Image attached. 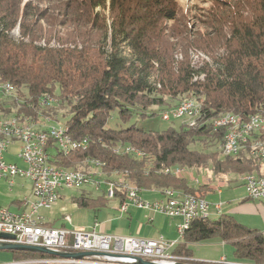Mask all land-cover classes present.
<instances>
[{
  "label": "trees",
  "instance_id": "1",
  "mask_svg": "<svg viewBox=\"0 0 264 264\" xmlns=\"http://www.w3.org/2000/svg\"><path fill=\"white\" fill-rule=\"evenodd\" d=\"M42 1L51 4L42 9ZM238 1L221 11L225 17L214 10L194 30L177 0H0V83L17 90L0 98V112L33 117L35 124L39 114L57 119L59 105L71 114L64 124L71 138L87 136L90 142L69 152L55 146L50 162L73 169L85 160L101 161L104 177L117 174L140 190L172 187L202 196L166 168L263 174L264 162L246 150L221 156L226 128L212 122L227 112L264 114V0ZM43 22L66 29L46 32ZM18 23L20 35L14 37ZM193 47L211 60L192 65ZM189 95L200 98L199 125L162 131L108 126L113 111L125 122L156 114L152 106H177ZM53 96L55 104L40 102ZM128 146L142 154L118 152ZM105 199V193L98 199L82 195L77 202L94 208ZM213 236L233 245L236 261L264 264V234L225 213L195 219L174 252L192 256L190 243ZM15 253L19 259L53 256Z\"/></svg>",
  "mask_w": 264,
  "mask_h": 264
},
{
  "label": "built area",
  "instance_id": "2",
  "mask_svg": "<svg viewBox=\"0 0 264 264\" xmlns=\"http://www.w3.org/2000/svg\"><path fill=\"white\" fill-rule=\"evenodd\" d=\"M1 95H10L8 92H1ZM44 99L40 102L44 103ZM197 96L189 100L170 106L168 111L161 112L163 119L171 120L180 118L183 120V112L190 111V102L197 101ZM194 111V118L200 112ZM10 119L4 120V125H10L11 130L19 135L20 149L17 154L24 163L25 167H19L16 163L6 161L4 153L10 144H1L0 138V177H7L11 186H13L16 176H24L33 182L32 198L24 200L25 208L21 212L8 210L0 205V232L14 236L10 239L0 238V241L16 242L21 244L41 245L48 248H54L62 251H98L109 252L104 256H94L91 258H67V257H37L25 258L11 264H78V263H96V264H142L136 261L137 257H141L148 261L160 264H173L175 262H188L192 264H201L194 262L191 256H182L174 252L175 248L181 244L185 231L190 227L195 219L208 218L211 215V202H207L203 197H190V193L181 196L167 194L162 199L146 201L143 196L138 197L137 193L125 192L122 186L104 184V182H96L95 174L87 176H77L69 178L65 175L57 176L56 172L49 168V159L51 158L50 150L55 149L59 141V126L47 125L45 129L38 132L26 133V130L19 127V118H33L24 116H12ZM193 118V119H194ZM2 120V118H0ZM221 122L214 123L215 127L222 126L224 123L237 121H245L244 129H236L234 134L230 135V142L223 143L221 154L225 156L237 155L245 150L244 140L256 138L257 128H263L264 132V114L257 112L248 115H237L235 117H222ZM54 146H51V141ZM89 138L80 139L78 141L80 149L89 145ZM122 150L123 147H122ZM124 152H126L124 150ZM129 152V151H127ZM177 176H179L177 174ZM198 181V179H195ZM247 188L249 197L253 199L264 198V175L243 181ZM87 185L94 186L96 189L103 187L104 193H114L115 199L118 195H122L123 199L119 201L121 211L127 212L129 207L135 206L138 208H146L157 210L167 216L180 218L181 222L177 224V229L181 241L166 240L164 237L156 239L140 238L135 236L113 235L108 232H100L95 229H69L66 227L60 228L52 225H46L42 222V216L39 211L42 208L49 209L59 199V192L62 188L85 187ZM222 204V203H221ZM221 204L214 203V208L218 213H221ZM70 220V217H66ZM205 263V262H204ZM0 264H10L0 262ZM145 264V263H144ZM205 264H256L246 262H230L223 256L216 262Z\"/></svg>",
  "mask_w": 264,
  "mask_h": 264
},
{
  "label": "crops",
  "instance_id": "3",
  "mask_svg": "<svg viewBox=\"0 0 264 264\" xmlns=\"http://www.w3.org/2000/svg\"><path fill=\"white\" fill-rule=\"evenodd\" d=\"M14 113V112H13ZM13 113H3L0 112V117H3L5 115H10ZM39 118L35 120V127H38L40 129H45L47 125L51 123L49 122L48 117H51L53 120H57L53 118L51 115H43L39 114ZM11 145H15V148L10 151L9 147ZM8 149L6 150L8 157L10 158L8 160L9 162L16 163L19 167H25L26 164L20 158L17 156L19 149H20V143L18 140H13V142L10 143ZM5 157V153H4ZM255 157V156H254ZM257 158V157H256ZM260 159V158H258ZM262 162L264 160L261 159ZM90 164V163H88ZM186 169L180 168V171L177 173L180 175V173L185 170V172L180 176L183 177L186 181L187 184L190 188L196 189L199 194H201L205 200L206 196L211 194L210 199L208 201L211 202V217L213 218H218L221 216V213L225 214H230L234 218H236L240 223L244 224L245 226H249L252 228L257 229L259 232L264 234V198L261 199H253L249 197L247 188L244 185V182L242 179L239 178L240 174H243L242 172L238 171H233V176L231 174H216L213 170L207 169H198V168H189L185 167ZM264 169V167H262ZM247 172V171H246ZM245 172V173H246ZM248 172H254L257 174H262L258 173L257 170L253 171H248ZM264 174V172H263ZM113 177V174H110ZM211 175H216L217 177L213 178ZM108 176H105L103 179H107ZM178 177V176H177ZM179 177V178H180ZM235 177V179H234ZM195 179H198L195 180ZM225 180H230V182H234L235 184L233 185H241L244 187L245 191L241 189V192L239 189H235L232 187L233 185H229V187L232 189L231 191L228 192V194L225 195V188H222V186L226 185ZM14 185L11 186L7 177L3 176L0 177V205L7 208L8 210H12L15 212H21L25 208L24 200L26 198H32V190H33V182H31L30 179L24 177V176H16L14 179ZM224 184V185H223ZM227 185V186H228ZM91 186V185H89ZM84 188V187H80ZM93 188L98 192L97 194H94ZM180 191L182 190L183 192H186L184 189L180 188ZM141 196L143 198H147L149 200H158L162 199V195L165 196L164 191L161 190V188H142L141 190ZM104 194V189L103 187L96 189L94 186L91 187H86L79 192V194L73 196V201L74 202V207H77V209H82V208H89L93 210L94 217L93 219L90 218L89 220H83L81 217L77 216L74 218L72 214L75 215V213L78 212V210H73L74 212L68 213V207L67 204L70 201H67L69 199V196H60L59 199L56 201V203L53 204L49 209L42 208L39 211V215L42 216V222L46 225H52L55 227H66L69 229H86L88 230L89 228L97 230H104V232H109V226L110 228H113L116 224V221L120 225L126 226L127 218L130 219V221H134L136 218L135 217H142L145 220H151L155 221L157 218L158 214H161V212L157 210H150V209H142L131 206L129 207L127 212L121 211V209L118 211V209H115L114 211L120 212L118 215L117 213L113 212L109 209V206L103 203L102 205L96 204V207H81L78 202L77 198L79 196L85 195V196H92L93 198H101L102 195ZM106 194V193H105ZM60 195V192H59ZM226 196L230 200L233 201H224L223 199H220V204H221V213H218L216 209L214 208V203L217 201L216 198H220L221 196ZM65 198V199H64ZM67 198V199H66ZM114 199V198H112ZM110 200V199H109ZM117 205L119 202V199L117 198ZM76 209V208H75ZM72 213V214H71ZM62 218H59V216H62ZM141 215V216H139ZM69 216L70 220H68L66 217ZM124 216H127L124 217ZM238 216V217H237ZM137 217V218H138ZM175 218V217H172ZM181 222L180 218H177V223L175 225L176 233H178L177 229V224ZM143 227L144 223H140L137 231L138 233H135V235L143 233ZM112 230V229H110ZM100 231V232H102ZM111 233V232H110ZM112 234V233H111ZM179 234V233H178ZM226 242V241H225ZM0 256L3 257V262L4 263H12L19 261V259L15 253V250H1L0 249ZM23 259V258H22ZM78 264H84V263H78ZM91 264H96V263H91Z\"/></svg>",
  "mask_w": 264,
  "mask_h": 264
},
{
  "label": "rangeland",
  "instance_id": "4",
  "mask_svg": "<svg viewBox=\"0 0 264 264\" xmlns=\"http://www.w3.org/2000/svg\"><path fill=\"white\" fill-rule=\"evenodd\" d=\"M26 1L27 0H25V2ZM238 2H239L238 0H177V4H179V8L181 9V13H182L183 17H188L190 19V22H191L190 26L194 30L199 29V26H201L203 24L201 22L203 20H206V18H210V15L212 14V12L214 10H215V12L219 11V12L214 14V15H216V17H225L223 14L226 11V7L227 6L229 7L231 4H233V6H235L234 3H238ZM49 4H51L50 1H42L40 3V7L42 9L43 8L47 9ZM221 11H224V12H221ZM201 28H203V26H201ZM42 29L46 30V32H47L48 30H54L55 31L56 29L64 30L66 28L55 26V25L51 26L48 23L43 22ZM213 29H215V27H213ZM213 29H211V31H213ZM203 30L206 31L205 29H203ZM54 31H53V33H54ZM60 33H64V32H60ZM12 35L14 37H18L20 35V24L19 23H18L17 27L14 29V31L12 32ZM189 56L191 59V64L195 65V66H200V65H202V63L204 61H210L211 60L210 55H208L204 50L199 49L197 47L196 48L193 47L190 49ZM176 57H178L179 59H183L180 52H178V55ZM2 96H0V98H2L3 100L5 98H12V97H9L10 95H4L3 97ZM187 98H189V97H187ZM52 104H55V103H52ZM197 105H199V104H197ZM58 107H59V111L57 114L58 120H54V123L50 120L51 123L49 125L62 124L61 126L67 127L64 124L66 121H68L70 119L71 114H68V113L65 114V112H66L65 109H60L61 107L59 105H58ZM165 108H169V107H165ZM164 109H161L158 106H152L151 111L155 112L156 114L151 115V116H145V117H141L140 115L137 114L125 122L123 120H121L117 111H113V112H111L112 114H111V117L109 119L108 126L119 127V128L124 127L125 128V126L135 124V125H137V127L139 126V127L144 128L145 130H148V131H151V130L162 131V130H165V129L170 128V127L178 129L180 126H182L183 123H182V120L180 118L171 119V120L163 119L162 116L160 115V113L164 112L163 111ZM214 121H215V119H213L212 122H214ZM61 126H59V127H61ZM3 136H4L3 132L0 131V138ZM14 148H15V145H13V146L11 145V147H9V150L12 151ZM82 149H84V148H82ZM139 155H141V154H139ZM5 157L8 160L10 159L8 157L7 152H5ZM8 160H6V161H8ZM88 163H90V160H89V162L87 160H85L84 162L80 163L77 166L78 168H74V169H84L86 171L88 170V171H91L94 173L96 169L93 167V163H90V165ZM100 163H102V162L100 161ZM57 167H59V166H57ZM67 169L73 170L72 168H67ZM204 169H206V168H204ZM207 169L213 170L211 166H208ZM169 171L174 173L175 175H177V169L166 168L165 173H167ZM97 172H99V173H97V175H99L98 177H100L99 169H97ZM184 172H185V170H183L179 176H181ZM231 173H233V172H228L227 174H231ZM211 176H213V178L217 177L216 175H211ZM231 176H233V174H231ZM120 177L121 176L114 174L113 177L108 176L107 179L114 181L115 179L118 180ZM121 179L123 181L129 180L128 178L126 179V178H122V177L119 180H121ZM225 181H228V182H226V185L223 184L224 186H222V188H225V190H226L225 195H226V194H228L229 191L232 190L228 184L233 185L235 183L230 182V180H225ZM86 187L92 188V186H89V185H87ZM232 187H234L235 189H239L240 192H241V189L243 191H245L244 187H242L241 185H233ZM84 188H66L65 187V188H62L60 190V196H65V195H66V197L69 196V199L66 198L67 201L70 200L67 204V207H68L67 212L68 213L74 212L73 210H78V212L75 213V215L71 213L74 218L77 215V216L81 217L83 220H86V219L89 220L90 218L93 219V217H94L93 210H91L89 208L77 209V207H74V202H72L73 196L79 194V192H81V190ZM170 188H172V187H170ZM161 190H163V189L161 188ZM93 191H94L93 192L94 194L98 193L94 188H93ZM225 195L221 196L220 198L219 197L216 198V200H214V201H217V202H215V203H220V199H223L224 201H233V200H230L229 198H227ZM210 196H211V194L206 196L207 202L210 199ZM106 197L108 199H110V200L105 199V200H107V205L109 206V209L112 211V213L115 212L119 215L120 214V212H118L120 210L119 209L120 208L119 202L117 205L116 199L109 198V196H107V194H106ZM162 197H163V195H162ZM145 200L146 201H152V200H149L147 198H145ZM115 209H118V211L117 212L114 211ZM142 209H143V207H142ZM144 209H146V208H144ZM139 216H141V215H139ZM62 217H63V215L59 216V218H62ZM124 217L127 218V216H124ZM137 217H135L136 219L134 221H130L129 218H127L126 222L123 221V223H126V226L120 225L118 223V221H116V224L113 228H110V226H109V230H108L109 232L108 233L111 232L113 235L118 234V235L125 236V237L135 236V237L148 238V239H156V238L164 237L166 240L181 241L180 235L178 234L179 232L176 233V229H175V225L177 223V218H172L171 216H169V215L167 216L164 213L158 214L155 221H151L148 219L145 220L142 217H138V218ZM142 222L144 223V227L142 230L143 233L135 235V233H138L137 229H138L140 223H142ZM89 229H91V228H89ZM110 229H112V230H110ZM97 231H99V230H97ZM100 231H102V229ZM176 248H175V250H176ZM189 248L191 250V255H192L191 257H192L193 261L196 263L197 262H205V263L216 262V261L220 260L221 258H223V256L226 257L228 259V261H230V262H237L236 258H235L233 245L231 243L222 241L220 236H213V237H210L209 239L204 240V241H198L196 243H190ZM53 257H58V256L53 255ZM2 258L3 257L0 256V262H3ZM24 259H21V260H24ZM45 264H48V263H45ZM53 264H58V263H53ZM84 264H87V263H84Z\"/></svg>",
  "mask_w": 264,
  "mask_h": 264
},
{
  "label": "bare ground",
  "instance_id": "5",
  "mask_svg": "<svg viewBox=\"0 0 264 264\" xmlns=\"http://www.w3.org/2000/svg\"><path fill=\"white\" fill-rule=\"evenodd\" d=\"M202 78H204V75H202L200 77V79H202ZM196 79H198V77ZM0 91L3 93L8 92L10 95H13V96L17 92V90H15V87L9 82L0 83ZM192 97L193 96H190L189 98L183 100L182 102L189 101ZM44 99H48V98H44ZM51 103H55V101L54 100H46V102H44L43 104L47 105V104H51ZM197 104H199V105H197ZM201 108H202V105L198 100L197 101H191L190 102V109L191 110L183 112L184 122H182V123H185L189 127L199 125V123H200L199 120L202 116V109ZM193 110H196V112H200L198 115L195 116V118H194V111ZM164 111H168V110L165 109ZM12 116L18 117V116H24V115L18 114V115H12ZM235 116H237V114H235L233 112L222 113L221 115L217 116L214 123L221 122L220 120L222 119V117L230 118V117H235ZM5 119H10V117L5 116L2 118V120H0V131H2L4 134V136L1 137V144H4V145L10 144L15 139L19 141V135L14 133V130H11V126L7 125V124L4 125ZM19 127L25 129L26 133L38 132L39 130H42L38 127H35L33 118L32 119L31 118H19ZM219 127L226 128V132H225L226 136L224 137L225 138L224 143H228V142H230V135L234 134L236 129H244L245 128V121H237L236 124H235V122L224 123V124H222V126H219ZM256 133H257V136L258 135H261V136H258L256 138H252V139H245L244 140V147H245V150L250 153V155L264 160V138H263L264 132H263V128H257ZM59 141H60V144L56 145V147H58L60 150H62L64 152H69L75 148L80 147V145L78 143L79 140H75V139L71 138V136L69 134V130L67 127H63V126L59 127ZM86 147H84V148H86ZM123 149L125 151L131 150V151L137 152L138 154H142L141 151H137L135 148H133L131 146H128V147L123 148ZM121 150H122V148H119L118 152ZM124 150H122V151L124 152ZM221 155L226 157L225 154H221ZM52 157L53 156L51 155V158ZM50 159H49V168H52V170H54V172H56L57 176L65 175L69 178H74L77 176L93 175V172L88 171V170L86 171L84 169H74L73 168V170H71V169L61 167V166L57 167L53 163L50 162ZM89 160H90V163H93V167L96 169L94 172L96 182H104V184H112V185L122 186V188L124 189L125 192H128V193H137L138 192V197H141L140 195H141L142 191L137 186L130 183L129 181H123L122 179L119 180L121 177L118 180L115 179L114 181L108 180V179H103L104 175H105V173L102 169L103 164L97 160H92V159H89ZM89 160H88V162H89ZM97 169H99V171H100V177H98L99 175H97V173H99V172H97ZM179 171H180V169L177 170V173ZM260 175H264V174H257L254 172H248L247 171L246 173L240 174L239 178L242 179L243 181H246L247 179L254 178V177L260 176ZM234 179H235V177H234ZM74 188H80V187H74ZM106 194H107V196H109V198H114L115 192L114 193H106ZM164 194H165V196H167V194L181 196V195H184L185 193H183L182 191L180 192L178 190H174L172 188H167V189H165ZM194 196H196V195H190V197H194Z\"/></svg>",
  "mask_w": 264,
  "mask_h": 264
},
{
  "label": "water",
  "instance_id": "6",
  "mask_svg": "<svg viewBox=\"0 0 264 264\" xmlns=\"http://www.w3.org/2000/svg\"><path fill=\"white\" fill-rule=\"evenodd\" d=\"M14 236L12 235H8L5 233H1L0 232V238H4V239H10L13 238ZM0 249L1 250H29V251H33V252H42V253H47L49 255H55V256H60L62 258L67 257V258H91L94 256H104V255H108L110 254L109 252H98V251H77V252H70V251H62V250H58V249H54V248H48L45 246H41V245H31V244H21V243H16V242H7V241H0ZM137 262H140L142 264H160V263H154L151 261H148L146 259H143L141 257H137L136 258ZM173 264H192V263H188V262H175Z\"/></svg>",
  "mask_w": 264,
  "mask_h": 264
}]
</instances>
